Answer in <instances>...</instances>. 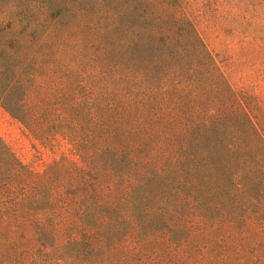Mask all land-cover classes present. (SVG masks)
Segmentation results:
<instances>
[{
	"label": "trees",
	"instance_id": "obj_1",
	"mask_svg": "<svg viewBox=\"0 0 264 264\" xmlns=\"http://www.w3.org/2000/svg\"><path fill=\"white\" fill-rule=\"evenodd\" d=\"M0 264H264V103L181 0H0Z\"/></svg>",
	"mask_w": 264,
	"mask_h": 264
},
{
	"label": "rangeland",
	"instance_id": "obj_2",
	"mask_svg": "<svg viewBox=\"0 0 264 264\" xmlns=\"http://www.w3.org/2000/svg\"><path fill=\"white\" fill-rule=\"evenodd\" d=\"M186 14L231 87L264 103V0H181ZM0 137L34 172L62 155L75 158L63 142L49 147L0 106Z\"/></svg>",
	"mask_w": 264,
	"mask_h": 264
}]
</instances>
